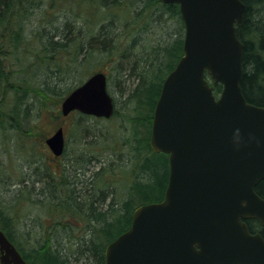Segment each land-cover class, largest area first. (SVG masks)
<instances>
[{"label": "water", "instance_id": "95a60500", "mask_svg": "<svg viewBox=\"0 0 264 264\" xmlns=\"http://www.w3.org/2000/svg\"><path fill=\"white\" fill-rule=\"evenodd\" d=\"M162 2L179 5L185 24L183 56L163 82L150 138L155 153L169 155L168 186L161 202L134 211L129 229L107 245L105 264H264V237L246 223L264 227L256 192L264 180V106L250 104L241 87L246 6ZM107 83L104 72L93 74L62 101V115L110 119ZM46 144L62 156L63 127ZM0 264H28L1 228Z\"/></svg>", "mask_w": 264, "mask_h": 264}, {"label": "trees", "instance_id": "16d2710c", "mask_svg": "<svg viewBox=\"0 0 264 264\" xmlns=\"http://www.w3.org/2000/svg\"><path fill=\"white\" fill-rule=\"evenodd\" d=\"M132 1L0 0V32L16 28L14 29L16 34L11 39L13 42L9 41L7 44L9 53L21 52L26 47L23 43L24 47L19 49L23 42L20 33L24 29V18L31 8H33L32 12H35L43 4L80 5L79 12L66 10L68 12L61 15L65 17L61 35L54 34L43 40L46 58H50L53 64L57 65L47 76L48 79L52 77V86L46 79L39 86L26 81L16 86L11 85V74L6 71L3 58L9 54L0 49V104L6 103L8 98L5 95L10 90L14 89L20 94L18 102L11 106L10 111L13 115L11 119L10 113L3 110V115L7 116V123L9 120H14L20 125L18 118L23 115L28 117L41 115L42 108L35 109L36 101L42 104L46 97L54 95L63 101L75 88L83 84L84 77H87L86 72L91 73L96 69L95 64L107 61L113 64L112 71L115 72L116 84L125 85L120 87L121 95L127 94L124 100L126 108H132L127 114H122L116 108L113 117L109 119L116 121L118 118L120 122H115L114 127L119 124V128L127 129L130 135L124 141L127 151L119 157V162L109 160L104 163L105 166L102 165L98 171L92 173L94 178L100 177L98 180L104 184V188L80 193L81 191L76 189V183L66 180L64 173L61 172L62 182L56 189L53 175L51 177L42 174L38 183H42L44 187L40 193H37V199L32 198L33 188H29V184L23 181L21 187L13 192L16 193L14 202L0 203V228L28 264H72V257L85 258L89 264H105L107 245L129 229L136 208L161 202L164 198L170 174L169 156L164 153H154L151 149L152 121L163 82L183 56L185 25L180 8L176 4H164L161 0H137L138 6L134 7L131 5ZM241 1L246 6L244 22L238 30V37L244 46L241 87L250 104L262 107L264 106V0ZM168 20L173 22L175 30L165 42L145 39V34L151 32V29ZM122 28L124 32H121ZM55 29L58 32L60 30L58 27ZM39 71L40 69H37V74ZM105 73L110 83L113 73L106 71ZM131 80L133 84L127 86ZM59 85L62 86L58 89ZM221 91L222 85L214 89L216 95ZM74 113L80 117L76 121V129L79 132L80 130L89 132L82 130L85 128V123L81 121L103 120ZM59 117L61 120L64 119L62 114ZM4 125V121L0 122V127ZM102 133V138L100 134H92V141L88 145L91 156L87 160L85 157V162H103L99 156L104 155L108 143H102L106 139V134ZM97 148L101 151H96ZM107 156L111 155L107 154ZM106 164L108 167L116 166L112 168L113 173L108 174ZM121 174L122 178L116 179L118 187L112 188V183L107 178ZM50 183L53 184V188L46 186ZM121 183H123L122 189H120ZM256 192L264 199V180L256 187ZM118 195L120 198L117 197ZM25 204L32 205L36 210L46 208L50 213L62 216L63 220L68 219L69 215L82 219L86 224L84 234L74 240L72 237L69 238L71 244L77 245L76 249L70 252L61 241L53 240L51 235H48L42 243L29 238L30 233L26 227L23 228L24 220L22 221L21 216L24 218L34 209L22 210L20 214L19 206ZM246 223L251 233H261L264 237V227L259 221L248 219ZM59 227L62 232H67V228L71 225L68 222L60 223Z\"/></svg>", "mask_w": 264, "mask_h": 264}, {"label": "rangeland", "instance_id": "374dc122", "mask_svg": "<svg viewBox=\"0 0 264 264\" xmlns=\"http://www.w3.org/2000/svg\"><path fill=\"white\" fill-rule=\"evenodd\" d=\"M136 1L137 0H133L131 5L137 7L138 3ZM66 10H75V12H79L80 5L76 3H71V5L69 3H58L56 6L43 4V6L35 12H32L33 8H31L29 10L30 12L27 13L24 18V29L23 32L20 33L23 42L19 49H22L23 43L26 44V47L21 50V52H8L9 46L7 44L9 41L13 42L11 39L13 35L16 34V30H14L16 28L0 32V49L9 54L3 58L5 61L4 65L7 68L6 71L11 74V85L14 84V86H16L26 81L27 83L31 82L33 85L39 86L42 85L44 79H46L51 86L53 85L52 77L48 79L47 76L50 70L57 65L53 64L50 58H46L43 40L50 38V36L54 34H58V36L62 34L65 17L61 15L68 12ZM55 27L60 28L59 32ZM174 30L175 26L171 20L161 22L154 27V29H151V32L145 34V39L151 38L157 39L158 42H165ZM141 31H144V29H141ZM121 32H124V28H122ZM8 36L10 38H8ZM123 36L125 37V34H123ZM54 39L56 40V38ZM11 50L14 51L15 49ZM94 68L96 69H93L91 73L88 74L86 72L87 77H84L85 80L96 72H112L113 79H111L110 83L108 82V91L116 102V108L120 110L122 114L129 113L132 108H126L124 104L127 94L124 96L121 95L120 86L125 85L122 83L116 84V80L114 79L115 72L112 71L113 64L110 61L99 62L95 64ZM37 69H40L39 74H37ZM132 84L133 82L131 80L127 83V86ZM61 86L59 85L58 89ZM5 96L8 98L6 103L0 104V107H2L0 110V122L3 123L4 121L6 128L8 127L6 133L3 131L0 133V203L11 204L14 202V200H16L14 197L16 193H13L11 190L15 189L22 181L29 184V188H33L32 191L34 190V194L32 193V198L37 199V193H40L44 187L42 183H38V179H41L42 174L51 177L53 175L56 189L59 188L62 182L61 172L64 173L66 180L76 183V189L81 191L80 193H87L93 189L97 190L104 188V184L98 180L100 177L94 178L92 173L98 171L102 165L105 166L104 163L109 162V160L113 162L117 161L118 163L119 157L127 151L124 146V141L128 138L130 133L127 129L123 130L121 127L119 128V124L114 127L115 122H120L117 120L118 118L116 121H109V119H103L101 122H95L93 119L81 121L85 123V128H82V130H89V132L81 130L79 132L76 129V121H78L80 117L76 113H73L69 117L61 120L59 115L61 114L62 100L54 95L46 97L45 102L42 104L40 101L35 102V109L39 107L42 108L43 112L41 115H34L33 117L23 115L18 118L20 125L16 124L14 120H9L7 123V116L3 115V113L4 111H8L10 113V119L13 117L10 111L12 108L11 106L18 102L20 94L12 89L7 92ZM119 118L121 119V117ZM17 126L19 128H13ZM59 127H63L65 131L66 149L62 157L57 158L48 148L46 139L51 137ZM102 132L106 134V139L103 140L102 143H108L104 155L99 156L102 158L103 162H85L91 156L88 145H90L89 143L92 141V134H100V138H102ZM111 149L113 150L111 151ZM95 150L98 152L101 151L100 148ZM106 151L109 152L107 153ZM107 154L111 156H107ZM84 158L86 160H84ZM106 167L108 174H111L113 173L112 168L116 166L112 165L108 167L107 165ZM117 169L118 166L115 169L116 175L118 174ZM121 178L122 174L107 178V180L112 183V188L115 189L118 187L116 179ZM52 183L46 184V186L53 188ZM122 188L123 183L120 184V189ZM117 197L120 198L119 195ZM19 207L20 214L22 210L29 211L34 209L32 213L24 218L21 216L22 221L24 220L23 228L26 227L30 233L28 237L32 238L33 241L42 243L48 235H51L53 240L58 239L61 241L70 252L76 249L77 245L71 244L72 242L69 241V238L72 237L74 240L84 234L86 224H84L82 219L69 215L70 217H68V219L63 220V217L57 213L52 214L46 208L36 210L29 204ZM67 222L71 227L67 228V232H62L59 224H67ZM71 263L89 264L85 258L77 259L76 257L71 258Z\"/></svg>", "mask_w": 264, "mask_h": 264}, {"label": "flooded vegetation", "instance_id": "af4514ba", "mask_svg": "<svg viewBox=\"0 0 264 264\" xmlns=\"http://www.w3.org/2000/svg\"><path fill=\"white\" fill-rule=\"evenodd\" d=\"M8 128V127H7ZM6 126H3V127H0V133L3 131L4 133H6L7 131H6ZM13 128H19L18 126L17 127H13ZM21 129V128H20ZM23 182V181H22ZM21 182V183H22ZM21 183H19L18 185H17V187L15 188V189H13V190H11L12 192H16L20 187H21Z\"/></svg>", "mask_w": 264, "mask_h": 264}, {"label": "bare ground", "instance_id": "6f19581e", "mask_svg": "<svg viewBox=\"0 0 264 264\" xmlns=\"http://www.w3.org/2000/svg\"><path fill=\"white\" fill-rule=\"evenodd\" d=\"M114 103H115V106H116V102L114 101ZM5 233V232H4ZM7 236V235H6ZM11 241V240H10ZM12 242V241H11ZM13 243V242H12ZM14 244V243H13Z\"/></svg>", "mask_w": 264, "mask_h": 264}]
</instances>
